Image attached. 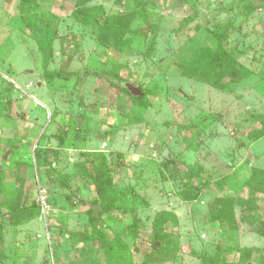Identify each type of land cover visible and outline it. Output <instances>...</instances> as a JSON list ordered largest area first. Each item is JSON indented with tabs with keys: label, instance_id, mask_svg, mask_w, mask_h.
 <instances>
[{
	"label": "rangeland",
	"instance_id": "rangeland-1",
	"mask_svg": "<svg viewBox=\"0 0 264 264\" xmlns=\"http://www.w3.org/2000/svg\"><path fill=\"white\" fill-rule=\"evenodd\" d=\"M0 199V264H263L264 0H0Z\"/></svg>",
	"mask_w": 264,
	"mask_h": 264
},
{
	"label": "trees",
	"instance_id": "trees-1",
	"mask_svg": "<svg viewBox=\"0 0 264 264\" xmlns=\"http://www.w3.org/2000/svg\"><path fill=\"white\" fill-rule=\"evenodd\" d=\"M96 21H98L99 23H102L101 20L96 19ZM108 23H106V25H108ZM57 35H55L56 37ZM211 40H213L214 44H215V49L211 50L208 52V54L206 56L202 57L201 61H197V62H191V63H186L183 65V72L184 75L189 77V78H197L199 81L201 82H215V84H219L220 82H222V78H221V74H223V72L225 70H228L229 68H232L235 66V64L237 63L235 57L229 53L225 47V42L227 41L228 36L226 35L225 32H223V30L221 28L217 29L216 31H214L211 34ZM128 92L131 93V96L136 100L137 98L132 94V92L130 91V89H128ZM146 98V106H150V102L148 100L147 97ZM202 187V186H201ZM196 195H191V198H195ZM187 198V197H185ZM188 199V198H187ZM102 202V201H101ZM0 205L8 206V204L3 203V201L0 199ZM230 208L225 209L223 212V214L225 215L226 213H229ZM27 211H21V215L24 216L25 219H30V214L26 213ZM166 213H162L160 215L157 216V219L159 220V218H165L166 217ZM169 216V215H168ZM97 219V218H94ZM92 220L94 222H96L97 220ZM19 220V219H18ZM18 220H15V222H17ZM220 262V259H218L216 261V264ZM264 264V262H263Z\"/></svg>",
	"mask_w": 264,
	"mask_h": 264
},
{
	"label": "water",
	"instance_id": "water-1",
	"mask_svg": "<svg viewBox=\"0 0 264 264\" xmlns=\"http://www.w3.org/2000/svg\"><path fill=\"white\" fill-rule=\"evenodd\" d=\"M130 91L132 92V94L134 95V96H139L140 94H141V90H139V89H137L136 87H134V86H131L130 87ZM9 154V153H8ZM8 154L7 155H5V158L7 159V157H8ZM91 206H92V208H93V210H94V215H93V217L94 218H98L99 216H100V212L102 211V209H103V207H102V205L101 204H98V205H94V204H91Z\"/></svg>",
	"mask_w": 264,
	"mask_h": 264
},
{
	"label": "built area",
	"instance_id": "built-area-1",
	"mask_svg": "<svg viewBox=\"0 0 264 264\" xmlns=\"http://www.w3.org/2000/svg\"><path fill=\"white\" fill-rule=\"evenodd\" d=\"M43 208L44 210L49 208V205L47 204V202H45V200L43 201Z\"/></svg>",
	"mask_w": 264,
	"mask_h": 264
},
{
	"label": "crops",
	"instance_id": "crops-1",
	"mask_svg": "<svg viewBox=\"0 0 264 264\" xmlns=\"http://www.w3.org/2000/svg\"><path fill=\"white\" fill-rule=\"evenodd\" d=\"M103 138H104V137H103L102 135H100L98 139H103ZM119 146H120V145H119ZM117 148H120V149H118V150H122L121 147H117ZM92 209H93V208H92Z\"/></svg>",
	"mask_w": 264,
	"mask_h": 264
}]
</instances>
